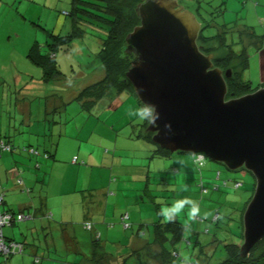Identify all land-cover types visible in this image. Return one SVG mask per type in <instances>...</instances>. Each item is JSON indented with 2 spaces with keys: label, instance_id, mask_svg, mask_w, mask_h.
<instances>
[{
  "label": "rangeland",
  "instance_id": "374dc122",
  "mask_svg": "<svg viewBox=\"0 0 264 264\" xmlns=\"http://www.w3.org/2000/svg\"><path fill=\"white\" fill-rule=\"evenodd\" d=\"M3 1L7 3L6 7H10L12 14L10 13L7 21L2 24L4 41L1 42L0 38V133L4 136L13 135L16 131L14 129L16 120L20 117L24 122H19L16 127L19 130L23 128L24 139L29 142L30 134L27 130L34 127V123L29 125L25 122L27 118L17 105L21 96L28 97V104H32L33 109L43 111L46 102L43 91L45 88L58 83L54 85L57 90H66L68 94L69 89L77 91L80 84L86 85L97 81L105 73L97 57L105 36L97 27H93L95 25L82 21L81 26L85 30H82L83 35L74 39L67 49H61L57 54L64 77L45 85L38 79L44 73L43 68L28 56L30 47L26 38L28 31L23 33L20 27L19 18L22 20L24 18L19 11V5L16 4L12 9L15 0ZM18 1L21 3L23 0ZM35 2L31 3L32 12L29 19L36 21L34 24L31 23L36 29V41L45 44L47 34L49 35L52 30L67 34L74 29V17L70 14L73 11V0ZM179 2L193 11L202 23L211 26L204 30L206 35L217 34L222 29L223 44H230L234 49L242 46L241 36L247 46L248 55V63L241 68V78L250 81L254 89L260 84L264 85V44L259 39L255 40L249 36L250 34L264 38V0H179ZM10 9L7 10L10 12ZM17 33L20 36H16ZM255 42L257 44L254 45ZM202 45L208 48V53L214 52L218 58L228 53V50L216 40L202 42ZM241 60L237 61V68L242 65ZM235 63H232L233 66H225L224 70L231 68L238 71ZM18 74L20 75L17 76ZM28 75L39 80L34 81L39 84L24 92V83L29 78ZM17 77L23 80L16 81ZM56 93L60 95L63 92ZM132 96L133 99H128L139 104L136 96ZM110 100L105 103L107 106H97L87 112L81 110L82 114L74 118H79L77 122L82 121L83 125L87 123V120L83 122L84 116L90 119L89 127H81L80 138L81 141H85L83 149L86 147L85 144L92 140H99L100 132H104L102 151L107 149L114 154L118 150L116 154L123 162L120 163L117 159L118 165L114 172L111 171L112 164L101 167L97 163L90 167V162L75 150L73 155L76 156L73 158L77 160L73 163L84 166L86 178L83 179L82 185L88 190L83 192L84 195L79 194V199L84 204L75 205L76 201L73 199L75 207H71V213L59 216L29 217L30 214L34 215V210L30 206L37 202L39 204L40 199L43 200L46 186L35 183L33 188H30L32 182L27 180L25 185L16 182L14 191L5 192L1 184L7 201L1 209L11 208L16 214H19V209H23V214L29 218L19 220L13 226L3 227L6 236H13L25 242V249L9 258L1 254L0 264H75L82 259L86 264H96L93 258L95 256L99 258L101 252L94 251L93 237H100L102 247L113 256L112 260L117 261L121 256L124 259L128 258V262L138 261L135 256H131L133 236L144 242L152 240L154 222L158 219L160 210L170 207L182 198L195 201L201 209L200 215L191 220L188 215L190 205H186L178 217L186 226L183 240L176 246L182 261L184 254H187L191 258L190 264L195 262L217 264L226 256L225 243L239 242V225L243 221V209L255 190L254 175L246 168L232 170L224 163L211 160L204 154L199 164L196 160L202 153L175 152L168 157H153L154 143L142 136L147 124L137 123L128 118L126 112L129 105L125 102L123 104L119 102V107L115 108L109 106ZM121 101H125V97H121ZM76 105L80 109V104L74 98L68 105L71 106L69 112L74 110ZM32 118L36 122V117ZM47 118L51 120V115ZM95 118H98L96 125ZM93 125L101 127L93 133ZM35 128L36 124L33 130ZM78 144L79 142L77 146ZM117 170L125 174H119ZM218 171L221 172L219 178ZM225 179L229 180V186L220 190L215 189V185ZM234 180L243 182V186L234 188L232 186ZM202 181L203 186L208 189L207 192L203 190ZM119 184H123V190H118ZM185 185L188 191H181ZM87 186L92 189L89 190ZM51 193L55 195L54 188L51 189ZM45 196H48L47 192ZM57 204L59 203L53 200V205ZM81 205H84V210ZM123 213L130 214L126 222L122 220ZM216 216L218 218L220 216V219ZM86 222L91 223L92 228H85ZM242 241L243 239L241 243ZM199 242L205 245L204 251L200 250ZM172 246L168 244V248Z\"/></svg>",
  "mask_w": 264,
  "mask_h": 264
},
{
  "label": "water",
  "instance_id": "95a60500",
  "mask_svg": "<svg viewBox=\"0 0 264 264\" xmlns=\"http://www.w3.org/2000/svg\"><path fill=\"white\" fill-rule=\"evenodd\" d=\"M136 13L140 22L125 37L124 52L132 57L126 78L140 102L160 113L159 128L147 125L144 133L172 154L202 153L254 175L243 214L240 256L246 257L264 238V85L229 96L233 70L202 50V22L179 0H142Z\"/></svg>",
  "mask_w": 264,
  "mask_h": 264
},
{
  "label": "trees",
  "instance_id": "16d2710c",
  "mask_svg": "<svg viewBox=\"0 0 264 264\" xmlns=\"http://www.w3.org/2000/svg\"><path fill=\"white\" fill-rule=\"evenodd\" d=\"M141 1L142 0H73V11L70 14L74 17V29L69 31L67 34H62L60 32H55L52 30L51 32H49V35L47 34L48 39L46 40L45 44L36 41L30 47L28 56L34 63L40 65L43 68V81L45 83H51L53 80L55 81L64 77V72L61 68L60 62L58 61L57 54L59 50L67 49L73 43L74 39H78L83 35L82 30L84 29L81 26V22L84 21L87 24L89 23L90 25H95L93 27H97L98 31H101V33L103 32V36H105L103 37L104 39L102 49L98 51L97 54V57L100 61V65L103 66L105 73L97 81L91 82L90 84L86 85H80L79 87L81 88L77 90L75 100L79 102L83 110L91 111L99 100L114 93L115 95H119L123 92H128L129 94L136 96L132 83L126 78V72L130 67V60L132 57L126 56L124 48L126 35L130 31H132V29L140 22L136 13V7ZM82 4L84 6H88V8L84 7ZM97 11H99L100 13H96ZM81 17L84 18L82 19ZM202 25L203 27L198 38V42L201 45L202 42L206 43L209 41L216 40L219 42V44H222V46L228 50V53L223 57L218 58L216 56L215 64L217 66H220L224 69L225 66H233L232 63L236 62L234 66H236L237 68V61L239 59H242V65L238 67L240 69L237 68L238 71H235L233 69L232 76L230 78H227L229 85V96H232V93H234L235 96H238L255 90L256 88L254 89V86L250 81H245L241 78V68L243 66H246V64L248 63L247 46L244 44L242 40L243 38L240 36V42L242 43V46L237 47V49L235 47L234 49L230 47V44H223L222 40H224V38L222 33L224 31H222V29H220L217 34L206 35L204 30L208 29L211 26L206 25L204 23H202ZM249 36L253 37V39L255 40L259 39L261 43L264 44V38L252 36L250 34ZM255 44H257V42H255L254 45ZM202 48L205 53L209 52L208 48H206L205 46L202 45ZM260 86H262V84H260ZM112 90H114L113 93L111 92ZM138 102L141 103L139 99ZM46 108L49 109L48 106H46ZM57 109V107L54 108L50 113L57 112V114L59 115ZM142 136L146 140L152 141L151 133H142ZM0 140H4V143L9 146V149H4L2 146H0V156L2 155L3 150L14 152L15 146H13L5 138H0ZM20 149L32 154L35 157H39V155L43 154L44 160H47L51 157H55L54 150L52 151L48 148L46 150H42L41 152L38 148H36V146L24 145L21 146ZM171 154L172 153L169 150L160 148L158 145L152 152V155L154 157H168ZM196 161L199 164L202 162L198 159ZM38 164L41 167L42 163L39 162ZM35 165L36 161L34 163V166ZM218 172L219 176L217 175V177L219 178L221 176V172ZM203 184L204 182L202 181V186ZM215 186V189L217 190H220V188L222 187H228L229 180L225 179L221 181L220 184L217 183ZM232 186L234 188H241L243 186V182L239 180H234ZM203 190L204 192L208 191V189L204 186ZM0 191L4 196V199L0 204V213L9 212L12 213L14 216H17L18 214H16V212L11 208H6L5 210L1 209L2 205L6 203L5 194L2 192L1 189V180ZM251 198L252 196L246 202V206L243 209V214ZM23 213L24 211H19V214ZM30 215L31 216L29 217L35 216L33 214ZM50 215L51 213H47L45 217ZM217 216L216 218H218ZM29 217L25 216V218ZM218 219H220V216ZM17 221L19 220H12L9 224L6 225L13 226ZM88 225H90V227H87ZM4 226H2L0 223V231H2V234H0V238L2 237L6 243H10L13 241L22 244L23 250L20 252H23L25 249V242L19 241L13 236H6L3 232ZM154 226L155 229L153 239L147 241L140 248L132 249L133 251L131 256H135L138 261L128 262V258L124 259L121 256L118 257L117 261L112 260L113 256L102 247L103 243L100 237H93L94 251L101 252L100 257L96 258L95 256L93 260L96 261V264H183L182 258L178 250L176 249V246L183 240L186 226L180 221L179 218L175 219L170 223H164L163 218L160 215L158 216V219L154 222ZM239 226V242H226L224 247L226 251V256L217 264H264V238L253 247L248 256H240V244L241 240L243 239V221H241V225ZM85 228H92L91 223L86 222ZM168 244H171L173 246L168 248ZM199 244L201 245L200 250L204 251L205 245H202L201 242H199ZM16 253H18V249L11 251L8 254H4L3 251H0V255H6L8 258L12 257V255ZM76 264H79V262ZM192 264L197 263L195 262Z\"/></svg>",
  "mask_w": 264,
  "mask_h": 264
},
{
  "label": "crops",
  "instance_id": "0c3cea01",
  "mask_svg": "<svg viewBox=\"0 0 264 264\" xmlns=\"http://www.w3.org/2000/svg\"><path fill=\"white\" fill-rule=\"evenodd\" d=\"M31 3H36V2L35 0H23L21 1V3H19L18 0H15V4H13L12 6V9H14L16 4L19 5L18 6L19 11L21 12L24 18V20L19 18L20 27L23 29L22 31L23 33L24 31H28L27 32L28 36L26 38L29 44L28 46L30 47L36 42V32H35L36 29L31 24V23L34 24L36 21H31L29 19L32 12ZM6 4H7L6 2L0 0L1 42L4 41L2 35V26H3L2 24H4L7 21L8 15H10L11 13L10 7L9 6L6 7L5 6ZM7 9H10V12ZM65 22H63L64 23L63 27L65 25ZM18 35L19 34L17 33L16 36ZM30 47L28 49V53ZM19 75L20 74H18L17 76ZM28 76L29 78L24 83V89H23L24 92L31 90L32 88L35 87V85L37 87L39 83L34 82L35 80L36 81L40 80L45 85L49 84V83H45L42 79L43 77L41 76L38 77L39 80H37L34 76L31 75ZM18 80L19 78L17 77L16 81ZM22 80L23 78H20L19 82ZM54 85H58V83H55ZM54 85L49 86L43 90L45 93L44 98H46L43 111L41 110L36 111V109H33L32 104H28V97H26L25 95H22L20 101H18L17 103L21 113L25 114L27 118V121L25 122L29 125H32L34 123V127L36 124V128L34 130H33L34 127H31L30 129L27 130L30 134L28 136L29 142L26 140V138L24 139L25 134L22 133L24 131L23 128L21 130L17 128L19 122L21 123L24 122L22 119H20V117L17 118L16 120V125L14 126V129L16 131L13 133V135L4 136L0 133V138H5L13 146H15L14 152L3 150L2 155L0 156V180L3 189L5 190V192L9 190L14 191L16 182L19 185H25V181L27 182V180L32 182V185L31 186L29 185L30 188H33L32 186H34L35 183L37 185L46 186L47 187L46 192L48 196H45L46 195L45 192L43 200L40 199L39 204L37 202L30 206L32 207V210H34L35 217L39 216L42 218H46L45 215L47 213H51V215L53 216H59L65 213H71V207L74 208L75 205L84 204L79 199V194L88 190L86 187H83L82 185L83 179L86 178V175H84L83 172L84 166H78L76 165L77 163H73V161L76 162L77 160L73 158L74 156H76V154L73 155L74 154L73 152H75V150H77L79 154H82L85 160L90 162V167H94L97 163L101 167H105L106 164H112L113 167L111 171L114 172L116 171L115 170L116 165H118V163H116L117 159H119L120 163L123 162V159L116 154L118 150L114 154H111L109 151H107V149L105 151H102L104 132H100L101 134H100V139L98 138L99 140L97 141L92 140V142H89V144H85L86 147L85 149H83V143L85 141H81L80 138L82 133L81 127L82 126L89 127L90 119L84 116L83 122L87 120V123L86 125H83L82 121L77 122L79 121V118H74V117H78L79 115H81L82 114L81 110L82 111H86V110H83L81 106L79 109V106L76 105V108L69 112L71 106L68 105H70L73 102V99L75 98L77 91L74 92L72 89H69V93L66 94V90L59 91L57 90V87ZM41 89L43 88H40V90ZM55 91L63 92V93L58 95V93H56ZM70 91H72V93ZM52 93L54 94L51 95ZM110 97H112V100H110ZM121 97H125V101H121ZM128 98L133 99V96L128 92H123L119 95L112 94L110 96L104 97L103 99L99 100L97 104L93 107V109L97 106H101V107L107 106L108 104L106 105L105 103L108 101V99L111 102L109 106H113L115 108L119 107L118 104L119 102H121L122 104L125 102V104H128L129 107L137 105V102L135 100L131 101ZM46 106H48L49 109H47ZM56 107L58 108L57 110L59 115L57 114V112L50 113ZM43 115L45 116V118L42 119ZM50 115H51V120L47 118ZM32 116L36 117V122L32 120L33 119ZM97 120L98 118H95L94 125H96ZM128 122L129 121L127 120L126 124H128ZM99 123L102 122L99 121ZM94 125L92 127L93 133H95L96 129L98 130V128L101 127V126L94 127ZM78 142L79 144L77 146ZM24 145L36 146V148H38L41 152L42 150L44 149L46 150L47 148L52 151L54 150L55 157L53 158L51 157L47 160H44L43 154H41L42 156L39 155V157H35L32 154L20 149V147ZM152 148L155 149L156 146L152 144ZM77 158L79 159V157ZM156 158H161V156H156ZM35 161H36V165L34 166ZM38 161L42 163L41 167L38 164L39 163ZM77 167H79V171H77ZM117 172L119 174L124 173L121 170H117ZM118 186H119L118 187L119 191L123 190V184H119ZM87 187L89 188V190L92 189L90 186ZM53 188L55 189V195H52L51 193V189ZM84 194L85 193H83V195ZM73 199L74 201H76L75 205L73 203ZM53 200L54 202H58L59 204H57L56 206L53 205ZM70 204H73L74 206ZM81 206L83 207L84 210L85 209L84 205ZM19 211H23V209H19ZM145 243L146 242L141 241V239L133 236L132 249L140 248ZM79 261H77L76 263L79 262V264H86L85 260L83 259Z\"/></svg>",
  "mask_w": 264,
  "mask_h": 264
},
{
  "label": "clouds",
  "instance_id": "9594fccd",
  "mask_svg": "<svg viewBox=\"0 0 264 264\" xmlns=\"http://www.w3.org/2000/svg\"><path fill=\"white\" fill-rule=\"evenodd\" d=\"M126 115L134 122L159 128L158 121L160 119V113L157 111V107L152 103L144 101L135 106H130L127 109ZM164 127L171 130L170 123H166ZM181 191H188L187 186H182ZM186 205H190V211L188 213L189 218L195 220L201 213L200 206L195 201L187 198L177 200L170 207L161 209L159 215L163 218L164 223H170L179 217ZM190 260V256L184 254L183 264H190Z\"/></svg>",
  "mask_w": 264,
  "mask_h": 264
},
{
  "label": "built area",
  "instance_id": "2783aa9c",
  "mask_svg": "<svg viewBox=\"0 0 264 264\" xmlns=\"http://www.w3.org/2000/svg\"><path fill=\"white\" fill-rule=\"evenodd\" d=\"M0 146H2L4 149H9V146L6 145L4 143V140H0ZM37 153V152H36ZM203 154H200V157L198 158V160H202L201 158L203 157ZM241 184V183H240ZM206 190V189H205ZM4 199L3 194L0 191V204L2 203ZM129 217V213H125L122 217L123 222H126V219ZM25 218V216L23 214H18L17 216H14L12 213L9 212H1L0 213V223L2 226L9 224L12 220L18 219V220H23ZM127 226V224H125ZM87 227H90V225H88ZM2 234V231H0ZM18 249V251H22L23 250V245L17 242H10V243H6L3 238H0V251H3L4 254H8L11 251H14Z\"/></svg>",
  "mask_w": 264,
  "mask_h": 264
}]
</instances>
